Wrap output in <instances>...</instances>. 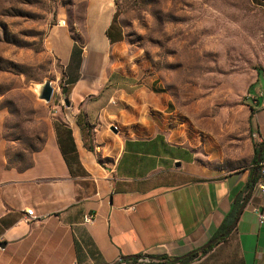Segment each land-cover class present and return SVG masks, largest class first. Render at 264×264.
I'll list each match as a JSON object with an SVG mask.
<instances>
[{
  "label": "crops",
  "instance_id": "1",
  "mask_svg": "<svg viewBox=\"0 0 264 264\" xmlns=\"http://www.w3.org/2000/svg\"><path fill=\"white\" fill-rule=\"evenodd\" d=\"M114 13L111 0H89L81 45L60 25L52 28L51 49L67 68L65 101L73 111L52 115L29 165L13 161L0 112V264L174 259L204 249L220 232L223 239L180 262L264 264V220L256 211L264 193L254 186L235 225L232 214L251 179L254 145L264 143V76L249 93L248 127L257 137L248 164L212 167L158 129V95L145 87L112 92L110 57L118 42L106 31ZM89 213L95 220L85 223Z\"/></svg>",
  "mask_w": 264,
  "mask_h": 264
},
{
  "label": "rangeland",
  "instance_id": "2",
  "mask_svg": "<svg viewBox=\"0 0 264 264\" xmlns=\"http://www.w3.org/2000/svg\"><path fill=\"white\" fill-rule=\"evenodd\" d=\"M88 1L0 0V112L20 167L43 147L52 115L73 111L65 101L71 80L51 49V30L60 25L84 43ZM111 6L123 32L110 57L112 92L149 89L158 95V129L173 143L191 145L212 167L246 166L253 140L248 94L264 76V0H111ZM46 80L54 86L50 102L38 98Z\"/></svg>",
  "mask_w": 264,
  "mask_h": 264
},
{
  "label": "trees",
  "instance_id": "3",
  "mask_svg": "<svg viewBox=\"0 0 264 264\" xmlns=\"http://www.w3.org/2000/svg\"><path fill=\"white\" fill-rule=\"evenodd\" d=\"M118 17H119V14L116 11L113 15L112 22L106 31V34L112 43L119 42L123 39V32H122V28L118 22ZM63 90L65 93H67V91H68V90L65 91V89H63ZM263 149H264V143L254 146V157L252 159L251 179H250V182L246 188V193L243 197V200L238 201V203L235 206L234 211L232 212V214H234L233 220L236 218V215L238 214L244 200L248 197L249 192L251 190H253L254 186L256 185V182L258 179V172H254V170L257 169L259 164L264 160V151H263V154L261 156L260 161L257 160L258 153ZM224 227H225V225L223 226V228ZM220 234H221V237L217 238L215 240V242H218L220 239H223L225 237L224 232H220ZM206 250L207 249H200V250H195V251L191 252L185 261L187 262V261L193 260L194 258H196L199 255L200 252H205ZM142 257L149 258L150 262L137 263L138 259L142 258ZM122 259H123L122 261H131V264H183V262H177V263L171 262L172 259L169 258L168 256L137 255L131 259H125V258H122Z\"/></svg>",
  "mask_w": 264,
  "mask_h": 264
},
{
  "label": "water",
  "instance_id": "4",
  "mask_svg": "<svg viewBox=\"0 0 264 264\" xmlns=\"http://www.w3.org/2000/svg\"><path fill=\"white\" fill-rule=\"evenodd\" d=\"M38 98L41 99V100H44L45 102H50L52 100V97H53V94H54V86L52 85V81L51 80H46L45 82L41 83L39 85V88H38ZM66 104H68V102L66 101ZM113 129L116 130L117 128L115 126H113ZM263 150H261L258 155H257V160L260 161L261 159V156L263 154ZM254 172H257V169L254 170ZM249 197V196H248ZM248 197L246 198V200L243 202L240 210H239V213L237 215V218L235 219V222H234V225L236 224L240 214L242 213L244 207H245V204H246V201L248 199ZM229 232V230H228ZM227 232V233H228ZM215 240H211L210 242H208L206 245L203 246L204 249L210 247L213 243H214ZM190 255L189 254H186L184 256H181V257H177V258H174L171 260V262L173 263H177V262H180L182 261L183 259L187 258L188 256ZM135 256L132 255V256H126L125 259H131V258H134Z\"/></svg>",
  "mask_w": 264,
  "mask_h": 264
},
{
  "label": "built area",
  "instance_id": "5",
  "mask_svg": "<svg viewBox=\"0 0 264 264\" xmlns=\"http://www.w3.org/2000/svg\"><path fill=\"white\" fill-rule=\"evenodd\" d=\"M260 94H262V93L260 92ZM248 95L251 97L250 94H248ZM115 127L118 128L117 126H115ZM256 137H257L256 134H252V138H256ZM257 172H258V179H257V182H256L255 186H256V188L258 190H260L261 192L264 193V160L259 164V166L257 168ZM256 211H257L259 219L260 220H264V203L262 205H260L257 208ZM27 214L29 216H32L33 215V210L32 209H28L27 210ZM94 220H95V215L92 214V213L86 214L84 216V222L85 223H92ZM147 262H150V259L147 258V257H142V258L138 259L137 263H147Z\"/></svg>",
  "mask_w": 264,
  "mask_h": 264
}]
</instances>
